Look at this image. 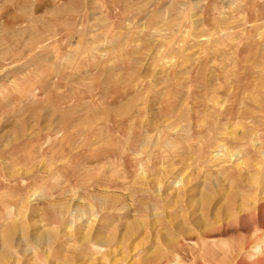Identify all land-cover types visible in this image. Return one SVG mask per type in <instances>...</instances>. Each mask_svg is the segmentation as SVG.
<instances>
[{"label": "rangeland", "instance_id": "obj_1", "mask_svg": "<svg viewBox=\"0 0 264 264\" xmlns=\"http://www.w3.org/2000/svg\"><path fill=\"white\" fill-rule=\"evenodd\" d=\"M0 264H264V0H0Z\"/></svg>", "mask_w": 264, "mask_h": 264}, {"label": "bare ground", "instance_id": "obj_2", "mask_svg": "<svg viewBox=\"0 0 264 264\" xmlns=\"http://www.w3.org/2000/svg\"><path fill=\"white\" fill-rule=\"evenodd\" d=\"M190 89H191V88H190ZM228 112H229V111H228ZM232 112H233V111H232ZM233 113H234V112H233ZM231 114H232V113H231ZM228 116H229V115H228ZM234 116H235V115H234ZM230 118H232V116H231ZM193 120H194V119H193ZM195 121H196V119H195ZM193 123H194V122H193ZM195 123H196V122H195ZM209 195H210V194H209ZM209 195H208L207 198H210ZM207 198H206V199H207ZM204 200H205V199H204Z\"/></svg>", "mask_w": 264, "mask_h": 264}]
</instances>
